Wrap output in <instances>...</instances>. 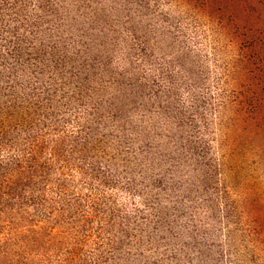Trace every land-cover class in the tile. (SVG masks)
Returning <instances> with one entry per match:
<instances>
[{"label": "rangeland", "instance_id": "obj_1", "mask_svg": "<svg viewBox=\"0 0 264 264\" xmlns=\"http://www.w3.org/2000/svg\"><path fill=\"white\" fill-rule=\"evenodd\" d=\"M0 264H264V0H0Z\"/></svg>", "mask_w": 264, "mask_h": 264}]
</instances>
